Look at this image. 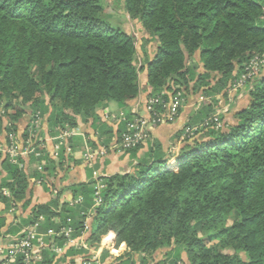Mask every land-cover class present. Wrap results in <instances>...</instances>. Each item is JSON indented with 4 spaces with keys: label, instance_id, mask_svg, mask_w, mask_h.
I'll use <instances>...</instances> for the list:
<instances>
[{
    "label": "trees",
    "instance_id": "trees-1",
    "mask_svg": "<svg viewBox=\"0 0 264 264\" xmlns=\"http://www.w3.org/2000/svg\"><path fill=\"white\" fill-rule=\"evenodd\" d=\"M121 1L128 18L149 35L146 43L155 44L152 57L141 47L139 65L135 38L112 22L104 0H0V134L4 119L11 125L5 131L16 130L29 101L47 113L53 128L76 127L77 117L105 127L97 110L110 103L130 107L141 93L143 72L151 89L147 96L180 92L185 103L189 92L205 94L176 134L175 145L182 144L176 151L163 152L155 141L140 158L136 152L143 145L127 150L135 159L130 172L71 185L83 205L60 202L61 192L34 205L33 217L45 218L40 230L55 228L56 218L65 223L67 216L79 228V211L92 207L100 181L103 201L91 209L90 243L109 233L115 247L128 248L109 264H264V75L246 80L251 101L232 121L217 127L213 119L202 126L218 106L209 98L226 97L224 90L252 59L264 66V0ZM187 125L202 127L185 138ZM68 143L73 147V138ZM60 154L62 167L66 157ZM45 159L48 165L35 179L47 181L56 163ZM19 163L0 150V174L6 173L0 191L10 192H0V201L8 208L10 199H25L32 176ZM54 255L45 251L38 264H52Z\"/></svg>",
    "mask_w": 264,
    "mask_h": 264
},
{
    "label": "built area",
    "instance_id": "built-area-1",
    "mask_svg": "<svg viewBox=\"0 0 264 264\" xmlns=\"http://www.w3.org/2000/svg\"><path fill=\"white\" fill-rule=\"evenodd\" d=\"M262 60L256 58L252 59L246 67V73L241 75L244 78V85L246 80L251 79L257 74L261 67ZM238 77V79L240 78ZM237 79V80H238ZM236 82L234 80L233 84ZM139 100V99H138ZM136 100L129 110L120 111L118 117L115 118L119 128H117L110 136L109 149H118L127 151L139 145H145L150 139V135L155 127L160 124L171 123L176 120L180 113V109L184 106V96L180 92H169L167 90L161 91L159 94L147 96L146 101ZM108 107L103 110L106 117L111 119V115L107 114ZM217 120L214 118V121ZM205 121L202 126L208 125ZM198 126H185L182 130V136L191 138L199 132ZM8 134L7 147L1 148V151L8 156L10 163H19L18 158L32 153L36 155V151L31 148L29 141L24 139L22 146H19L14 135ZM59 135V134H58ZM37 138V137H36ZM35 138V140H36ZM59 147H56L58 150ZM61 148V147H60ZM71 154L72 149L66 144L65 150ZM60 150V149H59ZM170 150H175L173 147ZM56 152V151H55ZM93 153L92 151H90ZM60 151L58 152V154ZM103 153V152H101ZM99 154H93V156ZM103 155V154H101ZM98 178L95 177V180ZM43 178L38 180L33 179L37 184L42 183ZM103 184L98 181L94 186L92 196V207L87 212L79 211L80 227L73 225V218L67 216L65 223H60L56 218L57 226L47 230H40L44 223V217L39 215L32 216L29 225L21 229L14 235H9L6 241L0 240V264H16L22 262L23 264H38L43 259L45 251L54 253V260L52 264H109L116 263L115 256L118 253H123V256L128 250H125V245L115 247L114 237L112 234H106L101 237L98 243L92 245L90 243L91 235V209L102 204V197L100 195ZM2 194L10 197V192L3 189ZM82 197H77L73 201H69L71 207L81 204ZM14 202L11 205L14 206ZM59 224V225H58ZM61 241V245L57 243ZM107 253L106 258H102L104 253ZM180 264V263H178Z\"/></svg>",
    "mask_w": 264,
    "mask_h": 264
},
{
    "label": "rangeland",
    "instance_id": "rangeland-1",
    "mask_svg": "<svg viewBox=\"0 0 264 264\" xmlns=\"http://www.w3.org/2000/svg\"><path fill=\"white\" fill-rule=\"evenodd\" d=\"M104 7H105V11L111 15L112 22L116 25L121 26L125 31L130 33L135 38L136 47L138 50V55L136 58L137 65H139L140 60L143 57V53L141 51L142 46L146 47V49L148 51V55L150 57H152L155 44L152 42L146 43L145 40L147 39V37H149V35L143 31L141 25L138 23V21L136 19L128 18L127 14L125 13V11L123 9L122 1L121 0H104ZM195 59H198L197 55L195 56ZM197 72H198V69L195 72L196 74L192 76L193 79H191V81H192L191 85L197 79ZM234 75H236V73H234ZM256 75H258V76L264 75V66H262L261 69L260 68L258 69ZM240 76H238V77H240ZM139 77H140L139 79L141 80L140 81V84H141V82L144 81V77L142 76V73L139 75ZM238 77H236V82L234 84H233V82H234V80H233L231 86H229L228 88H226L224 90V92L227 93L226 97H224L223 94L219 93L216 96H214V98H209V100L213 101L218 106L216 108L215 113H213L210 116V119H206V120L209 122V121H212L214 118L218 119L219 124H217V127L221 126V124L223 125L224 122L232 121L234 113L236 111L244 108V107H247L251 101V97H250L248 91H245V86L243 84L244 78L240 77L238 79ZM150 91H151V89H150ZM146 95H148V94L140 93V95H139L140 98L138 101H141L140 103H143L144 101H146V98H147ZM185 96H187L186 97L187 100L184 103V105H185L184 108L186 107L188 111L184 114H186V116L188 114V116L185 117L184 124H186L188 122L187 119L189 118V115L191 116V113L194 112V110H196L197 108H199L200 101L205 98V94H203L199 90V91H197V94H192L189 92L188 95L185 94ZM38 97L45 99L46 103L48 102V97L44 93H41V92L38 93ZM138 97L136 99L132 100L130 103L133 104L138 99ZM32 103L33 102L29 101L26 104V106H24L25 113L23 114V116L20 119L15 121V124H17L16 130L11 129V131H5L4 129H6V128H9V130H10L11 125L8 122V119L3 120V128H2V132H1L2 135L0 134V147L4 148V147H7L9 145V143H8V134L9 133H11L10 135L15 136L14 139L16 138V141H17L19 146H22V142L24 141V139H26L28 137L27 140L29 141L31 148L36 151V155H33V156L37 159V163L39 164L38 168L37 169H35V168L31 169V167H32L31 166L28 169V166H27L29 160L33 163V160H31V158H30V155L33 154V152L26 154L25 156L20 157V159L21 158L23 159V157H25V159H27V163H25V161H24V162H20L18 165L20 167H24L26 170H30L32 173V176L34 178H35L34 174H37V172L42 168V166L46 165L45 163L48 162L47 161L48 159H45L46 156L49 159H53L56 162V161H59V155H61L60 153H61V151H63L64 156L67 158V159L65 158V161H67L69 159V156H68L69 152L68 153L66 152L68 149L65 150V147H66V144H68V146L72 149V147L68 143V139L70 137L72 138L76 135L79 137H83L81 150L79 151V153H80L79 158L82 160L83 163H85L88 166H93L98 159L106 156L108 152H115V154L120 153V152L121 153L126 152V151L118 150L117 148L116 149H109V146H110L109 142H110V137H111L110 135L117 128L120 127V125H118L117 122L113 121V120H115V118L118 117V115L120 114V111L129 110V107L119 108L117 110H113V109L109 108L107 111V114L111 115V119H109V117H106V114L103 110H100V112L97 114L100 116V121H103L105 123V125H107L106 127H108V125H109L111 127V129H112V126H115V129L111 131V134L109 136L108 135L105 136V137H108L107 139L99 140L97 135H95V134L100 135L101 133H99V132L97 133V131H96L97 129L93 127L95 134H93L91 132V130H90V132L93 134V136H95L96 139L93 140L91 138L92 139V141H91V139L89 137L85 136V134H84L85 130L81 131L79 129V126H76V127L70 128V129H68V128L58 129V127L53 128L47 122V113L42 114L39 110H34L32 107ZM50 110H51V108H50ZM177 119H178V117L176 118L175 121H173L171 123H165V124L175 123L177 121ZM97 124L98 123L96 122L95 125H97ZM197 126L202 127L200 125H197ZM54 132H57L59 135L56 134L53 136L51 133H54ZM202 134H204L203 131H202ZM205 136L206 135H203V138H205ZM150 137H151V135H150ZM35 138H36V140H35ZM90 141L91 142L95 141L94 142V145L96 144L95 147L92 146V144H90L91 143ZM75 142H77L76 144H81L80 142L78 143V141H75ZM174 142L176 143L177 140ZM47 143H50V147H47V145H48ZM175 143H172L171 145H169V149H168L169 151L172 147H173V149H175L173 151H176L178 149V147H180L182 145L180 143L175 145ZM56 147H59L58 150H56ZM59 151H60V153L58 154ZM90 151H92L93 153H91ZM101 152H103V153H101ZM2 153H3L2 155L6 157L5 153L4 152H2ZM72 153L73 152H71V156L72 155L74 156V153L73 154ZM96 153H98L99 155L93 156V154H96ZM127 153H129V152H127ZM101 154H103V155H101ZM7 159H8V156H7ZM68 161H70V160H68ZM12 164H14V163H12ZM134 164H135V161L132 162L131 170H132V167ZM40 172L43 173L42 171H40ZM30 180H32V179H30ZM53 180H55V179H53ZM49 183H52L51 179L49 180ZM27 198H28V196H27ZM73 200H71V201H73ZM29 202L30 203L32 202V195L29 196ZM81 205H83L82 202H81ZM80 211H83V210H80ZM228 222L229 223L232 222V217L229 219ZM213 243H216V242L214 241ZM125 250H128V248H126ZM164 251L165 250L163 249L160 252L159 251L157 252V255H156L157 260H159L163 257ZM122 254L123 253H118V256H115L116 257L115 260H119L121 258ZM171 257H170V259H171ZM150 264H154V263L150 262Z\"/></svg>",
    "mask_w": 264,
    "mask_h": 264
},
{
    "label": "crops",
    "instance_id": "crops-1",
    "mask_svg": "<svg viewBox=\"0 0 264 264\" xmlns=\"http://www.w3.org/2000/svg\"><path fill=\"white\" fill-rule=\"evenodd\" d=\"M142 76L144 77V81L141 82V93L149 94L150 88L146 85V82H147L146 72H143ZM139 98L140 96L138 97V99ZM184 106L175 123L160 124L152 131L151 137L147 141V143L143 145L142 147H140L139 150L136 152L137 158H140L141 156H143V154L147 152L148 147L154 141L161 145L163 152H166L169 149V145H171L172 143H175L174 141H176V134L180 131L181 127L185 125L184 120H185V117L188 116V114L187 116L186 114H184L188 111L186 107L184 108ZM107 107L113 110H117L121 108L117 106L115 103H110L108 104ZM100 110L101 109L97 110V114L100 112ZM188 120L189 118L187 119V121ZM103 125H105L104 122H103ZM77 126H79V129L81 131L85 130L84 134L86 137H89L90 139L92 138L93 140L96 139L95 136H93V134H95L94 128L97 129L96 130L97 133L98 132L101 133L100 135L95 134L97 135L99 140L107 139L108 137H105V136L106 135L109 136L111 134V131L115 129V126H112V129H111L109 125L108 127H106L107 125L103 127L102 124L95 125V123L92 122L91 120L85 121L81 119L80 117H77ZM90 130L93 134L90 132ZM72 138H73L74 145L73 147L72 146L71 147H72V152L74 153V156L73 155L71 156V154H68L69 156L68 160L70 161L62 160V163L64 165L62 167L59 166V161H56L55 165L52 166V168L50 169L52 171L47 173L45 176V178L47 177L46 180L49 181L51 179L52 183H48L47 181L43 180V182H45L44 184L42 183L37 184L35 181H33V179L35 178L33 176H29L28 177V180H29L28 191H27V194L24 200H22L21 202H18L17 204H14V206L11 205L10 208L6 207L0 201V217H4L3 222H2L3 224L0 227V240L2 239L3 241H6L7 240L6 237H8L9 235H14L18 233L21 229H24L27 225H29L32 220V216H33L32 207L36 205L37 203H46L50 200V198H54L59 192H61V194H59L60 202L69 203V201L75 199L76 197L74 198L72 196L73 194L70 188L72 184L85 183V182H88L90 178L95 179V177L112 175L115 173H127L131 171V165H132V162L135 161V159L132 158L131 154L127 152L125 153L120 152L116 154L115 152H108L106 156L98 159L93 166L86 165L79 158V154H80L79 151L81 150L83 137H79L76 135ZM74 140L78 141V143L80 142L81 144H76L77 142H75ZM94 142H91L90 144H92V146L95 147L96 144L94 145ZM47 144H48L47 147H50V143H47ZM1 148L2 147H0V150ZM23 159L25 163H27V159H25V157H23ZM46 164L48 165V162ZM38 165L39 164L37 163V161H33L32 163L30 160L28 161V164H27L28 169L31 166H32L31 169L33 168L37 169ZM43 166L40 169L41 171H43L44 169ZM26 171L29 175L32 174L30 170H26ZM5 175H6L5 172H2L0 174V181L2 177H4ZM38 179H35V180H38ZM2 191L3 190H1L0 192L2 193ZM31 195H32V202L31 203L29 202L27 206H23V201H25L26 199L29 200V196ZM11 202L12 200L10 199V203Z\"/></svg>",
    "mask_w": 264,
    "mask_h": 264
}]
</instances>
